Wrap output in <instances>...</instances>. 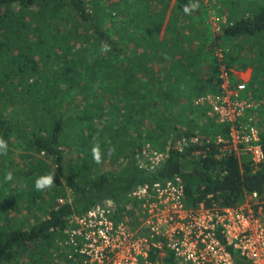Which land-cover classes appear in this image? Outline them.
Masks as SVG:
<instances>
[{"label":"rangeland","instance_id":"1","mask_svg":"<svg viewBox=\"0 0 264 264\" xmlns=\"http://www.w3.org/2000/svg\"><path fill=\"white\" fill-rule=\"evenodd\" d=\"M177 1L86 0L121 48L113 53H106L89 24L64 0H39L27 8L0 6V116L10 118L13 127L7 152L0 153V227L28 229L71 200L55 158L37 153L30 145V137L43 134L56 117L64 123L60 142L64 168L80 182L119 172L129 150L138 164L150 168L165 161L174 140L185 158L196 161L205 144L216 145L215 140L222 138L216 145L217 157L231 151L240 164L256 168L246 152L229 146L231 139L222 135L221 124H228L229 130L235 123L220 122L213 106L228 105L231 117L237 101L236 108L244 107L235 119L239 128H245L252 116V124L260 136L264 134V32L221 41L222 28L239 15L229 18L217 1L203 0L205 11L194 10L187 19L183 7L190 1L179 0V7ZM246 1L256 6L262 0ZM149 14L157 32L144 30L142 19ZM177 32L180 38L174 40ZM142 35L148 36L142 39ZM154 38V47H149ZM179 48L182 57L176 53ZM172 53L177 54L175 60ZM225 53L232 57L227 72ZM76 69L80 73L70 85ZM132 70L135 79L130 80ZM245 102L251 107L246 108ZM97 145L101 163L92 156ZM37 160L51 173L30 175L29 168ZM9 172L12 179L5 180ZM52 173L58 176L53 185L36 190V179ZM178 177L184 203L190 207L186 178ZM128 207H134L128 214L130 226H140L142 215L136 203L128 202ZM231 207L251 209L264 222V194L245 190L242 202ZM68 249L64 233L58 232L51 245L39 246L38 255L20 251L6 264H61ZM162 262L177 264L165 254Z\"/></svg>","mask_w":264,"mask_h":264},{"label":"trees","instance_id":"2","mask_svg":"<svg viewBox=\"0 0 264 264\" xmlns=\"http://www.w3.org/2000/svg\"><path fill=\"white\" fill-rule=\"evenodd\" d=\"M38 1L0 0V6L17 4L27 8ZM64 1L68 3L83 23L89 24L98 44L103 49L107 46L108 50L106 53H113V51L117 50L121 51L118 43L102 27L101 21L96 17V14L87 7L86 0ZM189 1L190 4H198L196 10L199 13L205 11L203 0H188L187 4ZM215 1L220 4L221 11L227 13L229 18L239 15V17L233 18V20L230 18V23L224 26L221 34L218 35L219 40L222 41L225 37H254L264 32V0L258 2L256 6L246 0ZM179 5L178 0L177 7ZM151 15H146L142 19L146 32L149 29H154V21L150 19ZM191 15V13L190 15L186 13V18H192L193 16ZM158 29L154 30L157 32ZM147 36L142 35L141 38L145 39ZM179 38L180 32L175 33L174 40H178ZM154 43H156V38L151 39L147 45L154 47ZM214 43L219 44L218 40ZM176 53L180 54L181 57L183 55L181 48ZM176 55L174 56V53H172L171 60H175ZM228 56L229 53L224 54V68L226 72L229 69L227 66H230L229 60L232 58H228ZM12 61H16L15 58H12ZM133 61L132 57L131 64H133ZM86 65L89 66V63L86 62ZM32 68H35V66ZM142 69L149 71V67L146 66H142ZM217 69L218 67L215 66L214 70ZM79 73V69L74 70V74L69 79L70 85L76 83L74 77L75 74ZM129 77L131 78L130 80L135 79L133 70ZM128 82L130 83V81ZM128 82L125 84V87L128 85ZM11 128H13L12 120L8 117L3 118L0 116V135L5 141L8 139ZM45 128L43 134L34 133L30 137V145L37 153L43 152L55 158L58 176L64 180V183L72 192V198L70 201H65L53 208L47 218L39 220L28 229H7L0 227V264L10 262L16 253L20 251L30 250L34 255H38L37 250L39 246L46 245L47 247V245H51L55 233L63 232L67 219L70 216H81L97 203L112 200L119 207L118 211L121 212L123 205L128 201V193L146 182L164 181L178 175L185 177V192L190 207H195L199 203H203L207 207L212 205L216 207L235 206L242 202L245 190L256 192L258 195L264 194V166L259 165L256 169H253L249 164H240L235 153L231 151L222 157H217L216 145L213 142H208L203 146V149L206 150L195 161L185 158L179 151V148L176 147L174 140L168 150L166 160L151 169L140 167L134 151L129 150L126 164L119 172L111 175L98 174L89 180L80 182L64 168L63 155L60 148L61 135L64 128L63 120L60 117H56ZM221 128L222 135L226 137L229 125L221 124ZM261 144L264 149V134L261 136ZM29 173L30 175L38 173L39 176L51 172L46 171L42 162L37 160L29 168ZM58 176L54 174V179ZM233 255L235 256L236 264H250L248 260L237 256L234 252Z\"/></svg>","mask_w":264,"mask_h":264},{"label":"built area","instance_id":"3","mask_svg":"<svg viewBox=\"0 0 264 264\" xmlns=\"http://www.w3.org/2000/svg\"><path fill=\"white\" fill-rule=\"evenodd\" d=\"M235 105L237 101L231 117L228 105L213 106L220 122L235 123L228 130L229 146L246 152L253 167L264 166V149L253 117H248L245 128H239L235 119L244 107ZM221 142L222 138L215 140L216 145ZM178 176L137 186L128 193L121 212L114 201L105 200L81 216H70L63 229L69 252L61 264H163V254L177 264H236L233 252L250 264H264V222L251 209L202 203L187 207ZM128 202H135L142 215L138 227L129 224L128 214L134 207L129 208Z\"/></svg>","mask_w":264,"mask_h":264},{"label":"clouds","instance_id":"4","mask_svg":"<svg viewBox=\"0 0 264 264\" xmlns=\"http://www.w3.org/2000/svg\"><path fill=\"white\" fill-rule=\"evenodd\" d=\"M198 7V4L192 3L191 5H185L183 7V11L187 14H190L192 11L196 10ZM105 51H107V46L104 48ZM111 149H109V155L111 154ZM7 152V143L4 139L0 138V153H6ZM92 156L93 159L96 163H101V152L99 149V146H94L92 148ZM12 179V173H6L5 175V180H11ZM54 183V173L52 174H47L40 176L39 178L36 179L35 181V188L38 191H42L46 188H49L53 185Z\"/></svg>","mask_w":264,"mask_h":264}]
</instances>
